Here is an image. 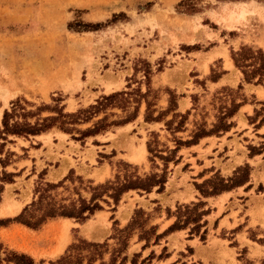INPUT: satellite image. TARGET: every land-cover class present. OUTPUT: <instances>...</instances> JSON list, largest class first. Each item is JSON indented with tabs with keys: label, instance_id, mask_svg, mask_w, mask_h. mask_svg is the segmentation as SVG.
<instances>
[{
	"label": "rangeland",
	"instance_id": "374dc122",
	"mask_svg": "<svg viewBox=\"0 0 264 264\" xmlns=\"http://www.w3.org/2000/svg\"><path fill=\"white\" fill-rule=\"evenodd\" d=\"M182 1L184 0H0V89L8 92L6 98L0 99L2 115L5 109L10 108L11 103H22L23 100L33 105L26 107L28 111L36 112L37 108L47 106L56 111L63 107L64 113H75L94 105L102 96L122 91L128 93L127 98L136 100L140 98V94H146L145 98L150 103L149 114L153 117L168 109L170 98H176L178 104L180 97L189 96L194 110L189 112L179 132H175L174 128L180 118L174 119L167 130L166 124L172 120V114L162 117V121L158 122L159 127L152 130L145 124L153 122H145L146 104L142 100L137 114V117H142V121L138 125H135L137 118L130 122L134 124V128L130 132L129 144L125 142L127 137L121 145L125 152L109 151L108 144L103 143L105 139L101 137L108 135L115 141L118 136L110 134L115 133L117 127L86 138H82L78 132L63 135L62 131L53 128L35 136H45L41 139L46 147H40L39 139L34 137H10L12 143L7 144L5 151L14 156L10 157L7 171L0 167V178L4 171L14 174L15 169L19 170V166H14L13 163L28 156L26 151L29 149L26 150L23 146L38 148L40 156H28L31 162L24 172L16 173L21 177L15 186L7 188L6 202H9V197H13L14 193L16 198L29 200L30 203L33 189L39 181L38 176L42 172L46 173L45 182L57 183L72 171L74 176L71 179L81 177L85 182L92 181L93 185L113 180L117 171L123 173L128 170L140 177L161 174L164 162L153 158L147 152V147L145 149L142 146L143 143L146 146L150 141L152 148L167 156L165 151L174 150L177 141H186V126L193 129L195 123L199 126L198 129H206L209 123L217 125L219 120L215 119L212 123L211 118L207 119L208 111H221L226 105L220 104V101L228 102L231 98L234 102L242 98L241 85V88L225 87L215 92L208 90L207 80L218 75L222 60L213 62L210 75L204 79L195 78L198 75L196 68L210 60L212 55L206 56L204 53L214 47H219V52L228 51L230 58L231 52H237L241 47L261 50L264 54V0H241L236 3H245L244 5L235 4V7L220 14L216 11L219 3L227 1L193 0L191 4L198 10L193 14L188 13L190 10L186 6L191 5L190 2L184 1L178 6ZM241 13L244 14L242 18ZM186 15L198 17L190 20ZM83 24H98L100 27L85 29ZM235 27L240 31L230 33L223 29ZM145 74L149 77L148 81ZM262 81L260 85L264 86V77ZM243 82L245 83L244 79ZM255 82L256 80L250 84ZM58 99L61 101H54ZM135 106L136 104H132L127 112L110 108L106 110V114H100L90 123L74 128L79 131L93 128L97 120L110 114L108 122L124 120L133 113ZM232 108L233 106L228 110ZM176 113L186 115L178 111ZM49 115L51 114L43 112L41 118ZM246 147L251 153L252 146ZM121 153L127 156H122ZM136 153H140L139 157ZM216 163L219 161L216 160ZM173 164L170 162L166 165L168 183L166 182L165 190L159 196L154 195L157 193L156 189L151 195L138 191H132L128 195L125 193L115 212L112 202L109 205L102 203V211L96 212L84 223L74 221L75 225L70 230L63 229L60 224L47 234L17 233L13 240L6 239L4 250L25 251L34 258L36 264H50L58 260L67 247L78 239L103 242L113 233V221H117V228L122 229L139 209L150 214V225L157 224L167 209L175 214L178 206L197 203L193 201L187 204L185 201L171 207L166 206L172 198H166L168 192L177 189L178 185L186 188V166L184 175H181L178 185H175L179 171L173 170ZM242 167L244 165L236 168L229 176L213 171L212 174H207L208 178L205 180L197 181L200 176L190 175L187 181L194 186H201L204 181L212 180L215 176L231 178ZM203 174L206 175V172ZM66 185L71 189L77 187L78 182L74 180L72 185L70 180ZM82 193L84 197H89L88 192ZM64 195L67 193L64 192ZM6 205L12 211L16 205L21 207V203ZM128 215L129 221L125 223ZM112 217L114 220H111ZM224 234L221 233L220 236L225 237ZM248 235L253 241H262L261 245L264 246V235L259 236L258 230H249ZM56 242L60 243L55 251L64 246L61 254L53 259H44L42 248ZM238 253L241 254L238 257L240 264H262L264 261L248 260L244 249Z\"/></svg>",
	"mask_w": 264,
	"mask_h": 264
},
{
	"label": "crops",
	"instance_id": "0c3cea01",
	"mask_svg": "<svg viewBox=\"0 0 264 264\" xmlns=\"http://www.w3.org/2000/svg\"><path fill=\"white\" fill-rule=\"evenodd\" d=\"M235 4L237 3H219L216 11L218 10L217 12L219 14L224 13L225 10L235 7ZM196 17L198 16L186 15V18L190 20ZM223 29L228 30L230 33L240 31L238 27ZM252 29H255V27H252ZM219 51V47H214L204 53L206 56H212L205 65L196 68L198 75L195 78H207L210 75L213 62L222 60V67L218 75L213 79L207 80L208 90L215 92L225 87L234 89L241 85L242 98H238L234 102L231 98L228 99V102L220 101V104L226 106L222 107L219 112L218 109H207V111L209 110L207 119L211 118L213 120L212 123H214L215 119L219 120L220 117H223L231 106L238 105L236 113L227 120L228 124H231L229 129L209 133L193 144H186V146L178 151L177 159L179 161L173 164V170L178 169L179 171L175 185H178V180L181 175H184V167L186 166V188L183 186L179 187L178 185L177 189L175 188L173 191L168 192L166 196L167 199H169V196H172L169 199V204L166 205L168 207L176 205L178 202L186 201L187 204H191L193 201L197 203L201 201L205 203L204 209L209 210V213L202 220L204 226L201 228L199 234H190L191 227L188 226L185 229L175 230L167 234L158 244L151 242L146 248H143L144 242H139L137 237H134L128 248V256L131 258L133 254H139L138 264H240L238 257L241 254L238 251L243 249L246 250L245 255L248 260L252 262L264 260V246L248 237L249 230H258L259 236L264 235V86L244 83L243 75L234 66L228 51ZM217 53H219L218 56L216 55ZM177 105V111L180 113L194 111L192 110V103L189 96L180 97ZM212 112L215 114H212ZM141 121L142 117H137L135 125H138ZM145 124L149 125L152 130H156V127H159L158 122ZM213 126L209 123L206 131L211 130ZM133 128V123L119 126L115 133L110 134L114 137L118 136V138L113 141L108 135L101 136L105 139L103 143L108 144L109 151L125 152L121 145L124 144L127 137L128 139L125 142L129 144V138H131L130 132ZM198 128L199 126L197 127L195 123L193 124V129H188L186 126V141L192 140ZM61 134L66 135L64 133ZM41 138H36L40 141L38 145L40 147H46L45 145L43 146V140ZM133 145L135 148L136 145L134 143ZM247 145L252 146L255 151L250 153L246 147ZM142 146L146 149L145 143ZM23 147L26 150L29 149L26 151L28 156H40L38 148ZM44 150L45 148L42 149V151ZM124 155L127 156V154ZM184 155L187 157L184 158ZM28 156L13 163L14 166H19V170L15 169L13 171L14 174L20 173L21 171L24 172L28 168L31 162ZM216 160L219 161L218 164ZM246 164L251 168L250 181L243 187H237L236 189L223 192L219 195L203 197L195 189L194 184L188 183L187 181L190 175L200 176L197 181L205 180L208 178L207 174H212L213 171L223 176H229L233 174L236 168ZM7 169L8 167L5 168L6 171ZM204 172H206V175L203 174ZM20 177L21 175H17L13 177V183L4 184L0 202V220L16 217L29 203V200L16 198L14 193H12L13 197H9V202H6L5 194L8 193L7 188L15 186L16 181ZM259 188L261 189L259 190ZM130 193L132 191H129L126 195ZM162 193H155L154 195L159 196ZM13 203H21V207L16 205L14 211L9 210L6 204L12 205ZM156 204L158 203L156 202ZM18 207L19 209L16 210ZM129 217L128 215L125 223L129 221ZM62 219L66 220L63 221ZM159 220L160 222L156 225L159 227L158 233H162L174 223L176 218H169L165 214L160 216ZM64 222L67 224L66 226ZM73 223V219L57 218L44 224L42 230H31L21 224L10 222L0 226V242L6 247V239L13 240L17 233L42 235L53 231L60 224L63 229L70 230L75 225ZM204 231H206V239L202 241L200 236ZM221 233H225V237H221ZM59 243L56 242L49 247L42 248V257L44 259H53L60 255L63 248L59 254L52 255ZM19 253L27 254L25 251Z\"/></svg>",
	"mask_w": 264,
	"mask_h": 264
},
{
	"label": "trees",
	"instance_id": "16d2710c",
	"mask_svg": "<svg viewBox=\"0 0 264 264\" xmlns=\"http://www.w3.org/2000/svg\"><path fill=\"white\" fill-rule=\"evenodd\" d=\"M184 1H188L191 4L193 0ZM184 1L180 2L178 6H181ZM217 1L238 2L241 0ZM186 6L190 10L188 13L193 14L198 12L193 4ZM83 25L85 29L100 27L98 24ZM231 59L234 66L242 73L246 83L256 80L255 85L262 84V78L264 77V54L261 50L254 51L252 48L241 47L239 51L231 52ZM145 79L147 81L149 79L147 74H145ZM239 88L241 87L239 86ZM145 95L140 94V98L136 100L134 98H127V92H115L108 96H102L94 105L78 110L75 113H64L63 107L56 111L49 109L47 106L37 108L36 112H32L28 111L26 107H32L33 105H30L25 100L22 103H11L10 108L4 110L0 124V165L5 169L10 164V157L14 156L11 152L5 151L7 144L12 143V140H9L10 137H35L53 128H57L65 134L78 132L82 138L95 136L111 127L123 126L134 121L137 118L142 100L146 104L145 122H160L162 121V117L172 114V120L166 124L167 130L170 129L169 126L173 124L176 118H180V120L176 128H174L175 132H179L183 128L189 112L186 115L176 113V98H170L168 109L157 117H153L149 114L150 103L145 98ZM54 101L60 102L61 100ZM132 104H136L133 108L134 111L124 120L108 122V117L112 115L110 114L104 115L103 118L97 120L93 128L85 131H79L74 128V126L80 124L90 123L100 114H106V110L110 108H118L122 112H127ZM237 107L238 105H234L231 110L219 119L218 124L214 125L211 130L198 129L193 135L192 140L177 141V147L174 150L165 151L168 153L167 156H164L162 151L152 148V143L148 141L146 144L147 152L153 158H158L165 164L161 174L153 173L140 177L128 170H124L123 173L117 171L113 180H108L105 183L97 185H93L92 181L85 182L81 177H75L74 180L78 182V186L69 189L66 182L71 180V184H74V180L71 179L74 176L72 171L57 183L45 182L44 176L46 173L42 172L39 174V181L33 189L32 201L16 217L0 220V226L13 222L31 230H39L48 221L57 218L73 219L77 223H84L96 212L103 210L102 203L109 205L112 202L114 205L113 211L115 212V208L118 206L122 196L129 191L150 194L156 189L157 193H162L165 190L168 176V166L166 165L170 162L176 164L179 161L177 159L179 149L182 146H186V144L197 142L198 139L209 133L229 129L231 124H228L227 120L236 113ZM43 112H48L51 115L41 118ZM33 119L34 122H32ZM253 151L255 150H251V153ZM123 165L126 167L130 166L127 164ZM250 171L251 168L246 164L240 170L238 169L231 178L224 179L220 176H215L212 180L204 181L201 186L195 184V188L203 197L219 195L245 185L249 181ZM241 172L242 174H240ZM15 176L17 175L13 173L8 174L5 171L2 173V177L0 178V202L4 184L13 183V177ZM60 189H62V192H59ZM83 191L88 192L89 197H84ZM64 192L67 195H64ZM204 208L205 203L200 201L196 204L178 206L175 214L171 213L170 209H167V216L169 218L175 217L176 220L162 233H158V225L149 224L150 214L139 209L134 212L130 222L122 229L117 228V221H113V233L103 242L78 239L76 243H72L67 247L64 254L58 260L50 262V264H138L139 254H133L131 258L128 256L130 241L135 236L139 242L145 243L143 248H146L151 242L158 244L167 234L175 230L185 229L188 226H192L190 234H199L201 228L204 226L202 220L209 213V210H205ZM111 220H114V217ZM205 235L206 231L200 236L202 241L206 239ZM110 241H113V243L110 244ZM257 242L263 244L260 240ZM3 250V245L0 242V264H36L34 258L28 254L13 250H4L2 252ZM2 253H4V257H2ZM262 264H264V261Z\"/></svg>",
	"mask_w": 264,
	"mask_h": 264
},
{
	"label": "bare ground",
	"instance_id": "6f19581e",
	"mask_svg": "<svg viewBox=\"0 0 264 264\" xmlns=\"http://www.w3.org/2000/svg\"><path fill=\"white\" fill-rule=\"evenodd\" d=\"M237 4H241V5H244L245 3H237ZM242 17H244V14H240V18H242ZM232 18H234V16L232 17ZM8 96V92L4 89V90H2V89H0V99L2 98H6ZM1 116H2V110L0 109V119H1ZM140 154V153H139ZM138 153H136V156H138L139 155ZM139 157V156H138ZM138 157H136V158H138ZM135 158V159H136ZM19 209V207L16 209V210H18ZM62 248H63V246L62 247H60L57 251H55L54 252V254L53 255H57V254H59V252H61V250H62Z\"/></svg>",
	"mask_w": 264,
	"mask_h": 264
}]
</instances>
